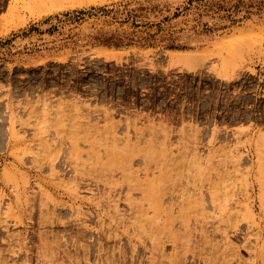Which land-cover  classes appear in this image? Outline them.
Wrapping results in <instances>:
<instances>
[{"label":"rangeland","instance_id":"1","mask_svg":"<svg viewBox=\"0 0 264 264\" xmlns=\"http://www.w3.org/2000/svg\"><path fill=\"white\" fill-rule=\"evenodd\" d=\"M0 264H264V0H0Z\"/></svg>","mask_w":264,"mask_h":264}]
</instances>
